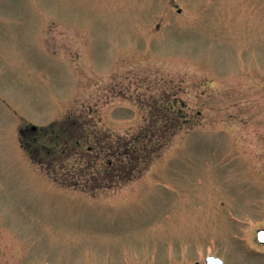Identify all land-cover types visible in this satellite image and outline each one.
I'll list each match as a JSON object with an SVG mask.
<instances>
[{"label": "rangeland", "instance_id": "rangeland-1", "mask_svg": "<svg viewBox=\"0 0 264 264\" xmlns=\"http://www.w3.org/2000/svg\"><path fill=\"white\" fill-rule=\"evenodd\" d=\"M262 225L264 0H0V264H240Z\"/></svg>", "mask_w": 264, "mask_h": 264}, {"label": "flooded vegetation", "instance_id": "flooded-vegetation-1", "mask_svg": "<svg viewBox=\"0 0 264 264\" xmlns=\"http://www.w3.org/2000/svg\"><path fill=\"white\" fill-rule=\"evenodd\" d=\"M30 129L37 131V128L33 129L31 126ZM253 235L250 248L245 251V248L240 247V264H264V226H256L253 230Z\"/></svg>", "mask_w": 264, "mask_h": 264}, {"label": "water", "instance_id": "water-1", "mask_svg": "<svg viewBox=\"0 0 264 264\" xmlns=\"http://www.w3.org/2000/svg\"><path fill=\"white\" fill-rule=\"evenodd\" d=\"M206 264H223V261L218 257L209 256L206 258Z\"/></svg>", "mask_w": 264, "mask_h": 264}, {"label": "trees", "instance_id": "trees-1", "mask_svg": "<svg viewBox=\"0 0 264 264\" xmlns=\"http://www.w3.org/2000/svg\"><path fill=\"white\" fill-rule=\"evenodd\" d=\"M134 163V162H133Z\"/></svg>", "mask_w": 264, "mask_h": 264}]
</instances>
